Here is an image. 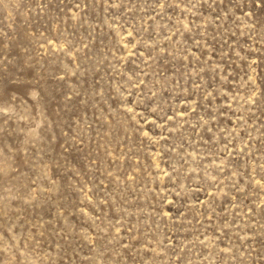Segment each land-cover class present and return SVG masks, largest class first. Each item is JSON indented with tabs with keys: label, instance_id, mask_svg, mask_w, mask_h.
Returning <instances> with one entry per match:
<instances>
[{
	"label": "rangeland",
	"instance_id": "1",
	"mask_svg": "<svg viewBox=\"0 0 264 264\" xmlns=\"http://www.w3.org/2000/svg\"><path fill=\"white\" fill-rule=\"evenodd\" d=\"M0 264H264V0H0Z\"/></svg>",
	"mask_w": 264,
	"mask_h": 264
}]
</instances>
